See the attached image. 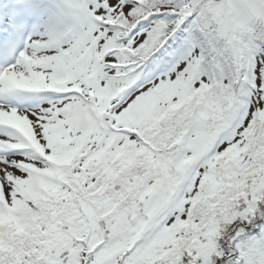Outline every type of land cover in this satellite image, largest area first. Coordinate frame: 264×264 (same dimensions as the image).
Instances as JSON below:
<instances>
[{"label": "rangeland", "instance_id": "1", "mask_svg": "<svg viewBox=\"0 0 264 264\" xmlns=\"http://www.w3.org/2000/svg\"><path fill=\"white\" fill-rule=\"evenodd\" d=\"M0 3L3 4L0 6V25L8 23L7 31H11L13 37L3 44L9 47L7 51L12 46L11 56L15 58L10 62L11 66L5 65L9 66L5 67L6 76L0 77L2 218L9 215L11 207L20 198L41 184L55 185L59 180L57 173L62 167L60 165L71 162L66 167L74 171H78L76 166L85 167V146L90 147L99 159L121 148L122 142L130 135L110 127L103 112L96 116L93 113L94 106L110 108L115 115L128 116L136 112L137 118L140 116L139 109L146 108V105H165L170 99L178 98L190 89L188 77L199 52L196 48L192 49L171 67L156 71L118 98L121 80L116 77L117 67L105 75L100 74L101 80L93 89L84 84L80 72L85 74L82 71L86 69L84 66L95 65L85 56L87 52H96L93 55L95 58L109 49L115 34L113 19L123 12L125 17L135 5V0H0ZM45 5L47 8H44ZM212 8L222 31L229 38L235 32L241 31L242 34L239 23L253 15L264 17V0H220ZM34 16H38V22L32 31L31 40L24 46L22 55L16 56L14 43L20 46L26 28L24 18ZM143 37L144 34L136 33L131 46L137 48ZM1 55L3 53L0 52ZM106 57L110 62L118 61L112 51ZM255 69L257 89L246 117L236 128H230L235 113L234 105L223 112L220 119L223 124L212 133L205 128L206 121L202 115L195 131L186 138L183 136L178 139L175 154L172 151L169 158L172 161L159 168L160 181L149 178L137 189L128 186L124 174H117V183L122 187L119 195L110 199L114 201L116 211L103 224L104 213L98 215V221L96 216H92L93 225H101L100 231L89 237V225L85 222L90 217L86 208L73 206L67 212L63 208H53L52 213L63 211L69 221L59 214L55 216L47 240L36 244L31 251L36 253V259L42 260V264H85L84 252L76 250L74 244L79 246L78 240L84 239L92 246L94 241L103 237L102 232L107 228V243L96 251L97 255L104 252L108 254L113 250L109 254L111 257L116 255L114 260H117L118 252L121 256L125 250L134 248L129 258L137 264L143 260H147V264H195V258L180 247L176 246L168 255L163 252L173 242L175 244L188 239L193 242V236L189 238L190 232L181 231L178 227L187 216L199 180L213 170L214 156L210 152L216 137L226 132L227 136L220 148H237L243 142L253 111L262 105L260 93L264 76V49L255 57ZM63 86L67 88L63 89ZM25 110H29V113L23 114ZM11 129H14L13 137L9 135ZM82 143L85 146L79 147ZM73 145L80 152L69 154L68 149ZM259 151L263 153L264 149ZM192 155H196V158L186 161ZM204 155L205 158H199ZM200 160L203 162L198 166ZM263 183L264 173L247 206L238 207V203L237 213L253 217L261 211L264 206ZM123 185H126L124 196L121 195ZM104 197L103 194L98 204L108 200ZM211 223V229L216 226L215 231L225 241L230 230L229 218L222 217ZM210 231L207 230L208 233ZM192 246L209 264H231L226 258L213 257L218 245L209 235ZM135 251L137 255H134ZM31 252L22 254V258L30 260ZM247 256V264H255L251 256ZM257 264H264V257Z\"/></svg>", "mask_w": 264, "mask_h": 264}, {"label": "trees", "instance_id": "2", "mask_svg": "<svg viewBox=\"0 0 264 264\" xmlns=\"http://www.w3.org/2000/svg\"><path fill=\"white\" fill-rule=\"evenodd\" d=\"M211 4H214L213 0L212 3L211 0H144L130 16V23L142 20L140 23L150 25L145 42L147 47L145 55L152 50L158 51L155 57L162 56V51L171 55V50L174 48L179 50L191 43H199L202 48L200 69L208 74L210 80L203 91L196 92L193 96L174 104L146 128L147 145L160 160H165L171 154L175 142L194 126L206 105L210 103L214 105V109L206 116L208 126L213 128L229 106L235 103L238 107L236 113H239L243 111L244 104L250 97L253 82L251 58L260 42L257 36L258 30L260 28L264 30V25L260 23L259 18L258 20L256 18L251 26L243 28L242 34L231 35L229 38L222 31L221 24L217 22L212 9H208ZM245 141L246 146L240 156L232 152L221 154L218 160L222 169H218L220 167L217 166L208 188H213L214 191L210 197H202L191 206L188 219L189 238L192 239L193 236L195 243L209 235L218 246L232 251L236 240L233 239L231 243L229 236L227 241H222L215 231L216 226L211 229V222L228 217L230 230L227 233L232 232L235 226L240 227L241 224L249 223L247 215L237 213L236 208L238 203V207L247 206L264 173V152L259 151L264 149V107L263 111L256 112ZM122 159L115 161L111 167L103 168L97 177L98 183L106 179L108 185L103 182V185H106L103 187V194H109L113 198L119 195V189L122 187L117 183V174H124L128 186L138 189L144 181L143 177L149 174L154 166V162L140 150ZM110 168L111 170H108ZM108 171L113 173L105 174ZM68 178L72 180L73 176L69 175ZM263 186L261 184L264 189ZM125 187L126 185H123L121 194L123 196L126 195ZM107 203L110 201L108 200ZM58 214L62 218L66 216L63 211H58ZM45 223L52 224V220H45ZM209 228L211 231L208 233ZM30 231L37 233L30 237L24 234L13 235L7 246L18 254L31 252L35 247V238L40 235L45 238L47 236L36 227ZM189 244V239L180 240L177 247L187 251L190 248ZM173 248L174 246L169 253H172ZM221 252L222 250L219 256ZM6 253L8 252L2 248L0 257ZM30 256L35 258L36 253L32 252ZM20 259L23 261L22 257ZM12 262V256L0 258V264H12Z\"/></svg>", "mask_w": 264, "mask_h": 264}, {"label": "bare ground", "instance_id": "3", "mask_svg": "<svg viewBox=\"0 0 264 264\" xmlns=\"http://www.w3.org/2000/svg\"><path fill=\"white\" fill-rule=\"evenodd\" d=\"M5 108H6V109H9V108H7V107H5ZM28 113H29V111H27V110L23 112V114H28ZM9 135L13 137V136L15 135V133L11 131V132L9 133Z\"/></svg>", "mask_w": 264, "mask_h": 264}]
</instances>
